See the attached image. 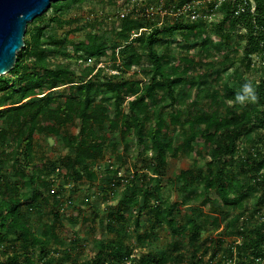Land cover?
<instances>
[{
  "label": "trees",
  "instance_id": "1",
  "mask_svg": "<svg viewBox=\"0 0 264 264\" xmlns=\"http://www.w3.org/2000/svg\"><path fill=\"white\" fill-rule=\"evenodd\" d=\"M89 1L53 3L29 23L14 69L0 77V264H264V0H211L218 40L182 11L194 0L166 8L162 1L125 0L133 8L126 14L116 10L111 30L101 33L96 18L85 41L58 36L61 25L75 22L66 18L71 9ZM234 38L241 40L248 65L260 60L259 81L242 83V68L223 58ZM173 44L186 52L181 64ZM213 56L220 58L216 64ZM106 60L110 70L102 66ZM233 69L234 84L224 83ZM238 94L245 97L242 103ZM37 139H54L60 155L46 157ZM136 147L145 155L137 159L144 165L133 178L108 169L96 187L125 186L113 222L136 213L139 226L146 210L153 223L138 242L167 226L170 244L135 257L125 227L108 225L115 238H101L88 259L73 257L58 235L66 209L55 182L84 179L95 187L94 165L106 150L122 160L120 151L129 156ZM180 157L194 161L179 169L175 181ZM143 179L146 186L138 191ZM168 181L180 201L162 198ZM199 205H211L220 216L240 212L227 229L234 225L242 239L222 260L217 261L221 240L202 245ZM183 207L190 212L185 224ZM209 218L219 225V218ZM71 245L79 246L77 236ZM62 249L66 253L58 260Z\"/></svg>",
  "mask_w": 264,
  "mask_h": 264
},
{
  "label": "rangeland",
  "instance_id": "2",
  "mask_svg": "<svg viewBox=\"0 0 264 264\" xmlns=\"http://www.w3.org/2000/svg\"><path fill=\"white\" fill-rule=\"evenodd\" d=\"M139 1V0H138ZM156 2H163V8H166L167 5L172 4L177 0H154ZM211 0H194L191 3L195 4L191 6L192 10H196L199 14V23L202 24L203 29H205L206 35L208 37H216V39H220L217 35L219 30L212 26L213 22H217V18L213 16L209 9V2ZM115 6L109 2V0H91L86 4L81 6H77L67 14V19L72 18L75 22L72 24H63L61 25L56 34L60 37H66L70 40L74 41H85L88 33L91 31L89 26L92 20L96 18L101 19L102 24L99 27V31L101 33L106 32L107 30H111L114 26V23L117 21L115 18L116 10L119 9L122 13H129L133 8V3L127 4L125 0H114ZM141 2V1H139ZM167 3V4H166ZM166 4V6H165ZM118 7V8H117ZM161 9V7H159ZM159 8L156 10L159 12ZM194 8V9H193ZM163 16L166 14L165 9ZM156 11V12H157ZM54 12H50L47 15V20L52 17ZM189 14V13H188ZM161 16V17H163ZM63 18V19H66ZM157 18V17H156ZM188 19L191 18L188 16ZM159 19L157 18L156 21ZM232 46L226 51V55L223 57L224 59L231 60L234 59L236 67H241L244 73V77L241 80L242 83L246 80L251 81H259L262 77V69L259 67L260 60H255L254 63L248 65L244 60V52L240 48L241 40L239 38H234L232 41ZM162 48H160V51ZM193 52V51H192ZM185 51H182L176 44L172 45V54L178 59V64L182 63V57ZM218 52L213 51V55ZM194 54V52L192 53ZM222 59V58H221ZM220 58H213L210 62H218ZM68 62H75L73 60H68ZM147 64V63H145ZM82 66V65H81ZM102 66H105L107 70H110V61L106 60ZM235 67V68H236ZM83 66L79 68L81 71ZM234 69L228 73L230 78L224 81V83L234 84V76L232 75ZM8 78V77H7ZM230 79V80H229ZM223 83V84H224ZM71 126L68 128L70 129ZM73 131V130H72ZM75 131V129H74ZM39 144L42 145V151L47 154L46 157L49 156L50 153H53L54 156H59L61 153V148L56 146V141L54 139H49L48 142H45L42 139H37ZM145 155L144 149L142 147H136L132 150L129 156L123 155L122 151H120V156L123 157L122 160L118 159L117 155L112 154L108 150H106L105 155L102 156L98 163L94 165V170L98 174V181L94 185L87 180L80 181H64L62 178L58 179L55 182V191L60 192L61 200L64 202V207L66 212L62 216V224L58 225V235L59 237L66 242L67 251L70 250V254L73 257H80L82 260L88 259L95 255L96 253V242L103 237L115 238L117 236L116 232H109L108 225L115 230H121L122 227H125L126 231L124 232L126 237V242L135 246V257H138L149 251H156L159 249L165 248L171 242V234L167 226L162 229H158L154 238L146 239L145 237L141 242H138V235H144V231L148 230L151 227L153 221H151L148 216H146V210L143 211L139 226L135 222L136 213L131 215L128 214L126 216V220L120 223H114L113 217L111 216L116 208L120 199L124 196L125 186H118L113 189H105V191H101L96 187L103 181V176L106 171L109 170H119L122 175H125L128 180L133 178V175L136 174L140 170V167H143L144 162L138 161V158H141ZM201 150L197 149V157L202 158ZM193 158H189L188 160L185 157H180L175 163V169L173 174V180L176 181V178L179 173V169L186 167L187 163H192ZM150 175V174H149ZM146 181L143 179L138 185V191L146 186ZM194 187H196L194 185ZM198 188V187H197ZM162 198L169 200H178L180 201V195L178 189L175 185H172L170 181L166 182L162 189ZM259 200V196L251 198L247 202L248 208H253ZM260 212L264 214V201L261 202ZM203 214H200L201 218V241L202 245L206 247L209 245L211 241H213L214 245H219L220 240L222 241L219 247V252L217 254V261L224 259L229 256V251L232 250L234 244L238 243L242 238L240 237L237 229L234 225L230 226V230L227 229L229 224H232L234 218L239 216V210L230 211V213L220 216L215 209L209 205L206 207H201ZM51 206L46 207V211H49ZM227 210V209H226ZM182 224L186 223V218L190 215V212L183 207L182 208ZM216 216L219 218V225L214 226L213 219L209 217ZM43 222L50 221L49 216H42ZM37 225L38 222L35 221ZM42 223V222H41ZM40 223V224H41ZM74 236L79 238V246L77 248H73L71 245V240H73ZM189 244V240L186 239L184 243V247L187 248ZM66 251L63 249L57 255L58 260H62ZM214 250L209 251L205 260L210 261V258Z\"/></svg>",
  "mask_w": 264,
  "mask_h": 264
},
{
  "label": "water",
  "instance_id": "3",
  "mask_svg": "<svg viewBox=\"0 0 264 264\" xmlns=\"http://www.w3.org/2000/svg\"><path fill=\"white\" fill-rule=\"evenodd\" d=\"M60 1L67 0H0V77L14 69L28 24Z\"/></svg>",
  "mask_w": 264,
  "mask_h": 264
},
{
  "label": "built area",
  "instance_id": "4",
  "mask_svg": "<svg viewBox=\"0 0 264 264\" xmlns=\"http://www.w3.org/2000/svg\"><path fill=\"white\" fill-rule=\"evenodd\" d=\"M218 1V3H221L222 1H224V0H217ZM195 4V2L194 3H189V4H187L184 8H183V10L182 11H184V12H189V14H188V16L191 18V20L192 21H197V20H199V14L197 13V11L196 10H192V8H191V6H193ZM194 9V8H193Z\"/></svg>",
  "mask_w": 264,
  "mask_h": 264
},
{
  "label": "clouds",
  "instance_id": "5",
  "mask_svg": "<svg viewBox=\"0 0 264 264\" xmlns=\"http://www.w3.org/2000/svg\"><path fill=\"white\" fill-rule=\"evenodd\" d=\"M248 87H249L248 85L244 86L245 92H247ZM252 98L254 99V95L252 96ZM237 100L242 103L245 100V97L238 94L237 95Z\"/></svg>",
  "mask_w": 264,
  "mask_h": 264
}]
</instances>
